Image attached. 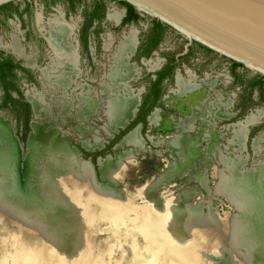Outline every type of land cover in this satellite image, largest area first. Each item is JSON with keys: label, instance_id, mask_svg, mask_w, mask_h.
Segmentation results:
<instances>
[{"label": "rangeland", "instance_id": "rangeland-1", "mask_svg": "<svg viewBox=\"0 0 264 264\" xmlns=\"http://www.w3.org/2000/svg\"><path fill=\"white\" fill-rule=\"evenodd\" d=\"M105 1L107 3L106 16L100 24L95 23L92 27L87 47L80 39L79 30L84 10L91 8L94 0H78L74 6L69 4V0H31L32 10L23 13L21 17L15 14L8 17L0 14V52L11 55L24 64L27 62L25 65L31 69L35 77V80L31 81L22 72H19L18 83L25 98L37 102L40 107L38 114L33 111L32 121L60 127L62 133L69 140L70 145L63 137L68 149L74 153L73 155L77 156L75 150L77 149L81 156L80 159H90L95 166L98 179L101 180V173L104 177L107 176L105 178L116 182L117 187L126 197H131L137 194L141 188L154 183L170 165L177 161L176 149L168 142L171 136L176 133H184L193 138L198 137L203 144L201 158L185 157L189 160L188 166L181 173L166 178L158 185V188L162 195L167 197L192 194L184 200H178L176 205L196 203L198 205L196 210H192L189 215H181L194 220L197 224L199 221L204 224L208 215L216 216L219 220L225 219L228 214L241 216L242 212L237 211L225 194L221 191L218 193L215 188L220 181L218 170L224 169V164L220 161L222 154L227 156V159H242V165L239 163L232 166L235 173L240 170H245L247 173L260 171L263 180L261 183L264 184V96L261 95L258 86L251 89L248 85L249 80H254L256 77V72L246 66L232 70V63L228 58H223L197 43L191 45L189 51L184 52L188 40L172 27L166 29L158 48L149 57L141 56L139 47L144 33L150 28L154 17L138 10L140 13L138 20L123 24V5L118 0ZM18 6L23 10L25 2ZM114 10L123 12L120 23H116L109 17V14ZM54 19H59V21L67 22L70 25L73 31L71 43L77 48L79 54L78 70L80 75L72 74V84L67 88L57 85V81L54 80L55 76H48L44 71L51 65L53 56L47 30L49 22ZM132 30L137 39L136 49L129 61L134 77L127 81L129 89L127 91L120 89L118 96L126 100H139L152 78L151 73L160 69L167 62L169 56L175 54L177 57L180 54L177 59L178 64L173 77L164 82V93L159 105L152 112V114L158 112L157 122L148 120L146 126L140 124L131 130L130 132L134 131L135 138L125 141L129 132L106 151L100 160L101 169L99 170L98 158L93 160L90 153L107 148L109 142L118 133L117 130L122 129V126L113 128L107 121L104 112L109 97L104 94L100 95L102 87L108 84V81L102 76L111 65L109 61L111 51L107 49V43L113 39L114 49L121 34ZM28 58H33L35 62L32 64L29 62V64ZM69 77V74L66 75L67 79ZM178 77L184 83H192L197 87L192 90L181 89L178 86ZM78 84L88 85L95 89L96 95L98 94L96 97L98 106L93 115H91L90 106L83 102L82 95L79 94L80 91L75 90ZM63 88L65 89L62 90ZM2 94L0 86V102ZM0 120V123L7 124L18 136L23 144V152L26 153L28 135L25 142L22 141L15 113L10 109H0ZM191 125L195 128L194 131L189 132L187 126ZM240 125L247 128L246 136H243V139L237 131ZM31 131L32 127L30 126L29 132ZM258 136H261V140L255 145L254 140ZM97 141H101V144H98ZM106 155H108L107 158L103 159ZM21 166L22 174L20 171L19 178L20 183H23L25 172L22 161ZM94 166H92V177H94ZM245 167L247 168L245 169ZM105 171L109 173L106 174ZM71 180L68 178L63 186L56 183V187L59 189L61 186L64 192H66V188L68 191H73L75 188L71 187ZM97 187L100 188L98 185ZM2 191L3 189L0 190V192ZM8 195L13 198V194ZM80 196L81 201H85L86 192H81ZM146 198L145 196L137 197L136 207L145 203ZM35 201L34 198L31 199V203H36ZM7 204V200L0 199L2 218L6 216V210L3 207H6ZM107 207L112 214H115L114 206L108 205ZM73 209L76 214H86L85 211L75 210L74 207ZM133 217L135 219L133 225H139L137 218L134 215ZM22 219L36 220L26 214L22 216ZM118 221L120 222V220H116V222ZM101 226L97 229L91 226L94 231L91 240L96 247L105 250L109 247L107 239L112 236L114 230L111 229L110 220L103 221ZM197 226L200 228L201 224ZM120 233L124 243L121 248L114 251L113 261L118 259L117 257L121 254L126 257L131 254V248H129L132 241L129 234L130 227L124 223L121 224ZM212 233L217 239L220 231L213 230ZM164 235L166 234L164 233ZM26 237L30 242L35 240L33 237ZM112 240L118 241L116 237ZM40 242L46 245L47 251L52 248L50 241ZM77 246L84 250L82 244ZM224 247L222 244L203 246L196 255L212 264H234L232 259L226 255ZM206 255L217 256L220 261L209 260Z\"/></svg>", "mask_w": 264, "mask_h": 264}, {"label": "bare ground", "instance_id": "bare-ground-1", "mask_svg": "<svg viewBox=\"0 0 264 264\" xmlns=\"http://www.w3.org/2000/svg\"><path fill=\"white\" fill-rule=\"evenodd\" d=\"M122 15V11L114 10L113 13L109 14V17L116 23H120ZM47 31L53 56L51 65L44 70L45 74L55 76L54 80L57 81V85L70 87L72 84L71 75H80L78 50L71 43L72 28L67 22L54 19L49 22ZM107 44V49L111 51L109 56L111 65L102 76L108 81V84L102 87L103 90L100 95L104 94L109 97L104 112L107 121L113 128L116 126L123 127L129 124L128 122L132 119L139 101L137 99L126 100L118 96L120 89L122 91L129 89L127 81L134 77L129 61L136 49L137 39L132 30L121 34L114 49L113 39H110ZM68 74L70 77L67 79L66 75ZM178 86L183 90H192L197 87L192 83H184L180 77H178ZM75 90L80 91L79 94L82 96H79L84 103L90 106V112L93 115L98 106L96 99L98 94L96 95L95 89L88 85L78 84ZM33 103L36 111L39 112V104ZM150 120L156 123L158 112L153 113ZM249 122H251L250 119ZM187 127L189 132L194 131L195 126ZM237 131L243 139V136H246L247 128L240 125ZM133 134L134 131L130 132L124 140L128 141L135 138ZM13 137L12 129L7 124L0 123V143L3 144L2 152L4 151V154L0 155V190L3 189L0 192V199L8 201L7 206L3 207L6 210V216L2 218L0 214V252L10 251V255L4 259L0 258V264H53V260H50L54 257L53 247L47 251L46 245L40 241L48 240L51 244L58 243V252L55 253V258L58 259L57 256L62 255L59 251L64 244L71 243L68 237H61L54 242L55 234L65 233L66 229H60L62 224L57 215L54 217L57 209L51 202L52 182L63 186L65 181H68L66 176L73 179L69 178L71 187H74L75 190L68 191L65 187L64 201L73 206L75 210L86 212L82 215L77 213L78 220L75 221L73 231L74 237L77 234L81 235L80 241L84 250L79 249L78 246H74L76 250H73L71 246L70 249L73 252H68V254L78 259H74L75 261L65 260L62 263L60 260H55L56 264H86V262L87 264H94L95 258L106 259L110 262L113 259L114 251L121 248L124 243L120 233L123 223L130 227L129 234L132 241L129 248H131V254L127 257L121 254L117 257L118 259L111 262H115L114 264H212L197 256L196 253H199L203 246L219 244L225 246V253L234 264H264V184L261 183L260 171L247 173L245 170H240L234 172L232 166L239 163L242 165V159H227V156L221 155L220 161L224 164V169L218 170L220 181L215 188L218 193L219 191L223 192L236 210L242 212V215L228 214L223 220L208 215L204 224L198 222L201 224L198 228L197 222L182 216L191 214L192 210L198 208V205L196 203L176 205L178 200H184L192 194L167 197L162 195L158 188V185L166 178L181 173L188 166L189 160L185 157L201 158L203 144L198 137L193 138L184 133H176L171 136L168 142L176 149L177 161L170 165L154 183L141 188L137 194L131 197H126L119 189L98 188L94 177H92L93 164L89 160L80 159L77 151V156L73 155L74 153L68 149L63 137H65L68 145H70L69 140L62 133L60 127L34 124L31 139L36 154L33 155L34 162L31 164H27V159H20L17 155L15 138ZM260 140L261 136L256 137L254 144H258ZM21 161L25 172L23 183H20L19 178L22 170ZM107 171H105L106 174L109 173ZM61 186L59 189L63 190ZM81 192H86L85 201H81ZM8 194H13V198H10ZM140 196L147 198L145 203L137 208L135 200ZM33 198L36 203H31ZM108 205L114 206L115 214L111 213ZM25 214L36 220H23L22 216ZM133 215L137 218L139 224L137 226L133 225L135 222ZM79 218H82L83 222ZM107 220H110L111 229L114 230V233L107 239L109 247L103 250L93 244L91 226L96 229L100 228L102 227L101 223ZM116 220H120V222H116ZM213 230L220 231L217 239L212 233ZM26 236L33 237L35 240L30 242ZM115 237L117 240L120 238L118 241H113L112 239ZM9 256L10 258H8ZM79 257L86 262L83 263ZM70 261L73 262L70 263Z\"/></svg>", "mask_w": 264, "mask_h": 264}, {"label": "water", "instance_id": "water-1", "mask_svg": "<svg viewBox=\"0 0 264 264\" xmlns=\"http://www.w3.org/2000/svg\"><path fill=\"white\" fill-rule=\"evenodd\" d=\"M14 1V0H0V5ZM26 0H16L17 5L24 3ZM120 1V0H118ZM135 6L137 10L143 13L150 14L154 18L161 20L174 28L187 38L184 52L189 50L192 43L198 42L204 46L218 52L219 54L226 56L232 60L242 63L244 66L264 75V0H125ZM49 41V40H48ZM50 43V42H49ZM51 45V44H50ZM180 55V54H179ZM177 55V58L179 57ZM32 105V109L35 114H38L33 101L26 98ZM140 99L138 104L140 103ZM138 108L136 106L135 113L131 120L136 116ZM1 121V120H0ZM130 123V122H128ZM34 124H39L35 121H31L30 125L32 131L28 134L27 152H23V144L20 142L17 135L12 131L15 138V144L17 147V155L20 159H27V164L34 162V156L36 153L33 150V140L31 135L34 131ZM41 125H50L44 123ZM51 126V125H50ZM123 126L122 128H125ZM137 126H140L138 124ZM121 128V127H120ZM137 128V127H135ZM133 128V129H135ZM132 129V130H133ZM119 132V129L117 130ZM116 131V132H117ZM128 134V133H127ZM126 134V135H127ZM125 135V136H126ZM124 136V137H125ZM123 137V138H124ZM35 144V143H34ZM3 144L0 143V155L4 154ZM77 152L78 150L75 149ZM79 156L80 153L78 152ZM108 155L105 156L106 159ZM81 157V156H80ZM102 156L98 157L99 170L100 160ZM49 159V157H48ZM47 159V160H48ZM90 160V159H89ZM91 161V160H90ZM92 162V161H91ZM93 164V163H92ZM94 166V164H93ZM101 173V171H100ZM67 179L70 178L66 176ZM71 179V178H70ZM94 179L96 185L101 188L120 189L117 187V183L108 180L101 173L100 179H98L97 172L94 166ZM101 181L105 182L102 183ZM52 203L55 204L57 211L55 212L59 222L62 226L60 229L65 228V233H56L54 236V242L56 239L68 237L71 243L64 244L63 248L60 249L62 255H58L55 258V253L58 252V243H52L54 250L53 264L54 261L60 260H74L76 257H71L68 252L76 250L78 244H82L80 239L81 235L77 234L74 237V224L77 219L76 213L73 206L67 204L63 197L64 191L56 187L55 182L52 184ZM82 220V218H79ZM85 230V228H84ZM94 232V231H93ZM82 233V232H80ZM65 235V236H63ZM83 236V235H82ZM67 239V238H66ZM83 245V244H82ZM75 246V247H74ZM6 252V253H4ZM7 255H10V251L0 252V258L4 259ZM66 255V256H65ZM209 260L220 261L217 256H207ZM10 258V256L8 257ZM81 258V257H79ZM83 263V258H81ZM75 261V260H74ZM113 259L108 262L106 259L95 258L94 264H114L111 263ZM73 261H70V263ZM87 264V262H86Z\"/></svg>", "mask_w": 264, "mask_h": 264}, {"label": "trees", "instance_id": "trees-1", "mask_svg": "<svg viewBox=\"0 0 264 264\" xmlns=\"http://www.w3.org/2000/svg\"><path fill=\"white\" fill-rule=\"evenodd\" d=\"M78 0H69V4L74 6ZM120 3L127 8V13L124 16L122 23L126 24L131 21H136L140 18V13L135 6L125 0H120ZM28 7V6H27ZM28 8H26L27 10ZM25 10V11H26ZM107 10V3L105 0H94L91 8H87L83 13V21L80 26V39L85 47L88 45L89 33L95 23L100 22L105 18ZM23 10L19 9L16 0L10 1L0 5V14L5 16L12 15L14 12L22 13ZM170 27L168 24L158 20L152 19V24L147 32L144 33V37L139 47L140 55L149 57L159 46L161 40L164 37L166 29ZM200 46L213 51L212 49L195 42ZM2 53V52H1ZM182 58V57H180ZM177 57L174 55L169 56L168 60L163 66L151 73L152 78L148 83V88L143 94V100L136 117L112 138L107 148L91 152L90 156L93 160L99 155L106 154L111 147H113L119 140H121L129 131H131L138 123L147 125V116L154 107L159 105V102L164 93V82L171 79L174 75V71L177 65ZM234 69L237 66H243L240 62H235ZM21 71L29 79H35L32 75L31 69L23 66L11 56L0 59V85L3 89L2 100L0 102V109H10L15 113L18 126L20 128V137L25 142L27 135L30 131V121L32 119V107L31 103L25 98L23 91L18 83L19 74ZM248 85L253 89L259 88L260 93L264 96V75L260 74L255 77L254 80H249Z\"/></svg>", "mask_w": 264, "mask_h": 264}, {"label": "flooded vegetation", "instance_id": "flooded-vegetation-1", "mask_svg": "<svg viewBox=\"0 0 264 264\" xmlns=\"http://www.w3.org/2000/svg\"><path fill=\"white\" fill-rule=\"evenodd\" d=\"M120 2V1H119ZM122 4V3H121ZM28 6V7H27ZM26 8H28L27 10H26ZM123 8H124V16L126 15V13H127V8L123 5ZM19 9H21L20 7H19ZM26 10V11H25ZM32 10V3H31V0H26L25 1V6H24V8H23V11H22V13L20 14V13H18V12H14L13 14H15V15H17V16H22L23 15V13H27V12H30ZM79 36H80V30H79ZM195 43V42H194ZM194 43H192L191 45H193ZM191 45H190V47H189V50H190V48H191ZM188 50V51H189ZM212 52H214V53H216V54H218V55H221V54H219L218 52H216V51H212ZM7 56H11V55H8V54H6V53H1L0 52V59H3L4 57H7ZM221 56H223V55H221ZM11 57H13V56H11ZM14 58V57H13ZM223 58H228V57H226V56H223ZM15 59V61H18L20 64H22L23 66H25V67H27V65H25L23 62H21V61H19V60H17L16 58H14ZM178 59V58H177ZM230 61H231V63H232V70H235L236 68H238V67H245L244 65L243 66H237V67H235V69H234V65L233 64H235V62H237V61H235V60H232V59H230V58H228ZM27 61H28V63L30 62L31 64L33 63V62H35V60L33 61V58H28L27 59ZM29 63V64H30ZM51 63V62H50ZM28 68V67H27ZM30 69V68H29ZM19 72H21V71H19ZM19 72H18V74H19ZM23 73V72H22ZM24 74V73H23ZM256 77H258L259 75H260V73H258V72H256ZM28 79H29V76H27L26 74H24ZM33 75V74H32ZM35 78V77H34ZM31 81H33V80H35V79H30ZM1 86V85H0ZM147 88H148V86H147ZM259 89V88H258ZM147 90V89H146ZM2 91H3V89H2ZM142 100H143V96H142V98L140 99V103L138 104V110H139V107L141 106V103H142ZM31 107H32V105H31ZM156 107H154V109H155ZM153 109V110H154ZM138 110H137V112H138ZM153 110H151L150 111V113L148 114V116H147V124H148V120H150V116H151V114H152V112H153ZM137 112H136V114H137ZM32 116H33V109H32ZM136 117V116H135ZM134 117V118H135ZM31 121H32V119H31ZM31 121H30V123H31ZM132 121V120H131ZM130 121V122H131ZM138 124H142L143 126H144V124L143 123H138ZM137 124V125H138ZM136 125V126H137ZM31 126V125H30ZM135 128V127H134ZM130 132V131H129ZM128 132V133H129ZM110 143V142H109ZM99 156H102V155H99ZM99 156H97V158L99 157ZM96 158V159H97Z\"/></svg>", "mask_w": 264, "mask_h": 264}]
</instances>
